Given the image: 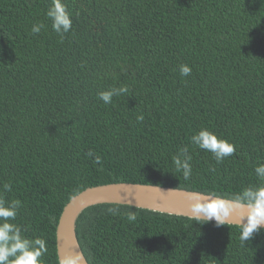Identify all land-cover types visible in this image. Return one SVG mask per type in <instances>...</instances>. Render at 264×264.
<instances>
[{
    "label": "trees",
    "instance_id": "obj_1",
    "mask_svg": "<svg viewBox=\"0 0 264 264\" xmlns=\"http://www.w3.org/2000/svg\"><path fill=\"white\" fill-rule=\"evenodd\" d=\"M63 2L72 28L61 37L46 16L51 0H0V195L21 201L11 222L46 241L44 264H58V218L88 187L144 184L248 204L243 191L264 184L254 171L264 164V0ZM122 86L110 104L98 96ZM201 128L234 154L217 163L192 144ZM182 147L187 180L173 164ZM241 229L118 204L76 222L88 264H264V228L247 241Z\"/></svg>",
    "mask_w": 264,
    "mask_h": 264
},
{
    "label": "clouds",
    "instance_id": "obj_2",
    "mask_svg": "<svg viewBox=\"0 0 264 264\" xmlns=\"http://www.w3.org/2000/svg\"><path fill=\"white\" fill-rule=\"evenodd\" d=\"M46 16L51 20L52 30L61 35V37L64 33L71 30L72 18L63 0H51ZM43 27V24H34L31 31L34 34H39ZM191 71V67L186 64L179 66L181 76H188ZM127 92V86H122L101 91L98 96L105 104H110L113 96L123 95ZM137 120L143 121V116H138ZM190 140L198 148L210 152L217 163L235 152L233 144L219 138L206 128H201L198 132L191 135ZM88 155L94 156L95 154L89 151ZM191 159L192 157L187 147H182L173 157L176 171L181 172L185 180L192 175ZM95 161L100 163V157L95 156ZM254 171L258 179L264 180V164L257 165ZM3 190L11 191V185L8 183L3 184ZM242 199L247 201L251 207V212L246 217V222L241 223L240 239L247 241L254 232L264 226V184L246 188L242 193ZM19 207H21L20 200L14 199L6 203L2 195H0V264H44L42 257L48 251L46 241L41 237H27L22 233L19 225L11 222L16 219ZM109 211L115 212L116 209H109ZM200 214L206 215L207 220H214L217 226H221L225 224L229 212L225 208L224 203L221 202L219 205H212L211 213L201 210ZM135 218L134 212L128 213V219L135 220ZM60 264H75V261H61Z\"/></svg>",
    "mask_w": 264,
    "mask_h": 264
},
{
    "label": "water",
    "instance_id": "obj_3",
    "mask_svg": "<svg viewBox=\"0 0 264 264\" xmlns=\"http://www.w3.org/2000/svg\"><path fill=\"white\" fill-rule=\"evenodd\" d=\"M221 202L229 212L225 224L242 226L241 223L246 222V217L251 212L249 204L212 195L132 183L88 187L66 203L58 218L55 229L58 264L67 260H74L75 264H88L76 237V222L80 214L89 207L99 204L127 205L167 215L215 222L207 220L206 215L200 214V212L206 210L211 213L212 205H219Z\"/></svg>",
    "mask_w": 264,
    "mask_h": 264
},
{
    "label": "bare ground",
    "instance_id": "obj_4",
    "mask_svg": "<svg viewBox=\"0 0 264 264\" xmlns=\"http://www.w3.org/2000/svg\"><path fill=\"white\" fill-rule=\"evenodd\" d=\"M77 237V236H76Z\"/></svg>",
    "mask_w": 264,
    "mask_h": 264
}]
</instances>
